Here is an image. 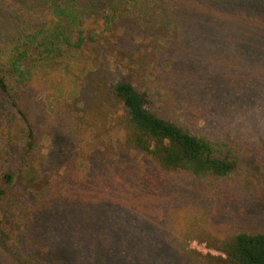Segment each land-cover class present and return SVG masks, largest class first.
I'll return each mask as SVG.
<instances>
[{"label": "trees", "instance_id": "trees-1", "mask_svg": "<svg viewBox=\"0 0 264 264\" xmlns=\"http://www.w3.org/2000/svg\"><path fill=\"white\" fill-rule=\"evenodd\" d=\"M252 2L0 0V264H264V233H215L185 184L210 187L251 171L264 185L256 148L197 133L163 86L164 111L136 70L110 80L92 58L120 30L114 43L168 52L169 65L205 68L197 122L215 115L214 91L217 110H231V100L264 112V25L248 19ZM74 63L85 73L79 90L50 106L45 77ZM46 136L45 157L69 154L59 172L38 182L34 160ZM16 182L35 191L14 198ZM53 223L56 239L69 232L80 250L75 242L65 246L72 254L51 249L53 236L41 231ZM190 240L218 254L201 253Z\"/></svg>", "mask_w": 264, "mask_h": 264}, {"label": "rangeland", "instance_id": "rangeland-1", "mask_svg": "<svg viewBox=\"0 0 264 264\" xmlns=\"http://www.w3.org/2000/svg\"><path fill=\"white\" fill-rule=\"evenodd\" d=\"M246 8L249 10L246 13L249 20L259 21L264 25V0H253ZM97 30L99 31L100 27ZM119 34H121L120 30L112 36L108 34L110 41L98 45L95 51L97 53L92 54V58L97 59L98 64L107 70L110 80L126 78L131 69H134L142 78L143 87L149 91L155 104L163 111L168 109L166 103L162 102L158 95V88L163 86L170 93L169 98L178 104V107L174 109L175 112L180 114L181 119L185 118L197 133L220 138L232 136L254 146L258 152L256 156L263 163L262 173H260V179L263 182L264 112L258 110L257 107H251L248 112H245L243 104L234 103L231 100L226 101L231 110L227 112L217 110V107H221L222 100L217 91H214L215 107L213 109L216 111L215 115L210 116L209 112H205L197 122V116L194 114L196 108L194 107L205 104L201 101L205 96L204 90L210 78L205 68L195 65L192 61L175 62L173 60L169 65L165 60L169 57L168 52L156 55L151 47L131 46L121 39H118V43H114V36ZM84 76L85 73L77 63H74L67 71H56L54 76L45 77L42 95L50 106L54 99L55 101L70 100L73 94L79 90ZM254 108L257 109V112H253ZM113 135L105 134L103 136L107 140V137H114ZM44 141V148L34 160V173L38 182L59 172L65 157L69 154L63 155L55 151L50 159L45 157L49 146L47 136ZM3 143L4 138L0 135V147ZM257 176V173L251 171L235 173L228 179L212 182L213 185L210 187H206L207 185L200 182L189 181L185 183L189 188L186 195L192 198L190 203L203 208L204 214L210 218V224L207 227L213 229L215 233L222 235L228 231L236 230L264 233V185L260 183ZM34 191L31 185L27 186L21 182H16L9 189V193L14 198H26ZM197 197H201L198 205ZM54 231L55 223L41 231L46 236H53L54 245L51 244V249L56 245L57 253L72 254V244L75 242V246L77 245L76 238L67 232L59 234V238L56 239ZM59 241L62 244H59ZM189 243L191 248L201 253L218 254L207 248L205 243H199L196 240H190ZM65 246L71 250L65 249ZM77 249L80 250L78 245Z\"/></svg>", "mask_w": 264, "mask_h": 264}]
</instances>
